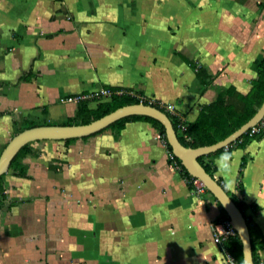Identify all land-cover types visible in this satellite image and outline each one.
Segmentation results:
<instances>
[{
	"label": "crops",
	"instance_id": "1",
	"mask_svg": "<svg viewBox=\"0 0 264 264\" xmlns=\"http://www.w3.org/2000/svg\"><path fill=\"white\" fill-rule=\"evenodd\" d=\"M263 59L264 0H0V151L30 122L75 117L80 102L62 97L104 87L173 102L192 122L218 87L248 92ZM32 148L27 174L3 178L0 264H226L221 205L193 191L149 121ZM205 160L264 236V136Z\"/></svg>",
	"mask_w": 264,
	"mask_h": 264
},
{
	"label": "trees",
	"instance_id": "2",
	"mask_svg": "<svg viewBox=\"0 0 264 264\" xmlns=\"http://www.w3.org/2000/svg\"><path fill=\"white\" fill-rule=\"evenodd\" d=\"M197 70L198 79L203 82L207 87L211 84L213 80V76L209 75L207 77V70L202 67L195 65ZM126 91H130L131 89L122 88ZM264 101V59L260 62L257 70V76L251 80V86L248 92L244 93L240 91L235 85L230 86H220L217 90V96L210 103H205L201 105L199 114L197 118L188 122V126L184 131H181L178 126L177 117L168 112L164 107H161L159 104L153 103L152 105L160 108L165 111L169 117L171 118L174 127L177 131L178 137L180 141L188 146V147H201L206 145L214 144L218 141H221L232 134L234 131L239 129L243 124H245L249 119H251L254 114L258 111ZM141 102L138 98L130 95L129 93H125L123 95H115L111 98H105L98 100V103L95 107L89 105L88 101H81L78 107L77 115L75 117H71L64 121L63 123H55L52 121H43L41 123L30 122L23 129L37 126V125H46V124H85L89 123L95 119H98L109 112L114 111L115 109L133 103ZM145 104H150L148 101H144ZM132 120H146L152 123V125L159 129L162 137L167 141L165 126L157 119L152 118L146 115H132L127 116L122 119L117 120L112 123L108 127L103 130L85 136L84 138L98 135L108 130L115 131L117 135L120 134L121 130L125 127L126 123ZM263 135H250L249 131L244 133L240 138L235 140L233 143L229 144L226 147H223L217 150L215 153L204 155L199 157V161L206 168V170L214 176L216 171V166L212 160L206 161L205 158H213L223 151H227L229 155H231L232 151L236 148H245L252 140L260 139ZM77 138H71L65 140L66 142H71ZM167 145L169 149L172 150L171 145L167 141ZM37 154L38 150L32 148V142L26 144L22 149L18 152L16 157L13 159L9 170L15 172L20 176H25L26 173V165L20 161L27 154ZM1 155V151H0ZM180 163L181 160L179 159ZM248 164V158L244 156L242 158L240 169H239V177L238 180H242L244 169ZM183 170L182 175L185 178H191L192 175L182 164ZM6 174V173H5ZM5 174L0 176V207H2L6 201V193L4 187L3 178ZM218 181L223 185L220 179ZM224 186V185H223ZM225 187V186H224ZM225 189L228 191L229 195L233 198L237 206L242 210L245 217L247 218L251 239H252V248H253V256L255 264H259L257 259V250L259 247L264 244V236L260 231L255 227V225L251 224V221L245 214L246 204L239 199L235 194L231 193L226 187ZM218 204L220 202L213 195ZM221 205V204H220ZM230 219L227 211L221 206V213L217 220ZM228 246L232 249V251L239 258L241 264H243V254H242V241L238 235L236 234L229 243Z\"/></svg>",
	"mask_w": 264,
	"mask_h": 264
},
{
	"label": "water",
	"instance_id": "3",
	"mask_svg": "<svg viewBox=\"0 0 264 264\" xmlns=\"http://www.w3.org/2000/svg\"><path fill=\"white\" fill-rule=\"evenodd\" d=\"M132 115L150 116L159 120L165 126L166 138L173 152L192 176L204 182L207 190L217 198L221 206L227 211L242 241L243 264H255L247 218L225 187L202 165L199 157L215 153L217 150L228 146L256 125L264 117V101L254 116L228 137L214 144L197 148L188 147L180 141L174 124L165 111L143 102L121 106L85 124H46L32 126L14 135L1 152L0 176L8 172L13 159L22 147L28 143L39 140H67L89 136L103 130L119 119Z\"/></svg>",
	"mask_w": 264,
	"mask_h": 264
},
{
	"label": "built area",
	"instance_id": "4",
	"mask_svg": "<svg viewBox=\"0 0 264 264\" xmlns=\"http://www.w3.org/2000/svg\"><path fill=\"white\" fill-rule=\"evenodd\" d=\"M129 93L130 95L138 98L141 102L148 101L151 105L153 103L159 104L164 107L168 112L177 117L178 126L181 131H184L188 126V120L182 113L177 110V105L173 102H161L152 96L145 95L143 93L130 90L126 91L122 88H100L92 92L87 93H74L61 98L62 102H75L79 103L86 100H101L105 98H111L115 95H123ZM250 135H263L264 136V117L249 130ZM164 144L167 146V155L172 166H174L179 172H182L183 167L179 158L169 149L167 141L163 138ZM188 185L197 194H200L207 190L204 182L192 176L191 178H185ZM214 243L220 248L226 264H241L239 258L228 246L229 241L236 236L237 230L230 219L217 220L214 223Z\"/></svg>",
	"mask_w": 264,
	"mask_h": 264
},
{
	"label": "clouds",
	"instance_id": "5",
	"mask_svg": "<svg viewBox=\"0 0 264 264\" xmlns=\"http://www.w3.org/2000/svg\"><path fill=\"white\" fill-rule=\"evenodd\" d=\"M229 160V156L227 153L222 154L220 157L217 158V165L221 168L227 167V162Z\"/></svg>",
	"mask_w": 264,
	"mask_h": 264
}]
</instances>
